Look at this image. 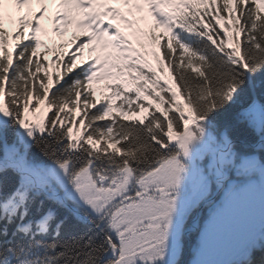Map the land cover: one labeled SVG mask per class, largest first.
I'll return each mask as SVG.
<instances>
[{"label": "snow or ice", "instance_id": "obj_1", "mask_svg": "<svg viewBox=\"0 0 264 264\" xmlns=\"http://www.w3.org/2000/svg\"><path fill=\"white\" fill-rule=\"evenodd\" d=\"M48 2L0 0V264H264V0Z\"/></svg>", "mask_w": 264, "mask_h": 264}, {"label": "rangeland", "instance_id": "obj_2", "mask_svg": "<svg viewBox=\"0 0 264 264\" xmlns=\"http://www.w3.org/2000/svg\"><path fill=\"white\" fill-rule=\"evenodd\" d=\"M32 6H35V4H33ZM47 7H48L49 10L51 9V7L54 8L53 5H52V3H51V0H49V2L47 4ZM37 8H39V5H37V7L35 9H37ZM77 31L78 30L76 28H74L73 26H71L70 29H69V31L66 33L65 39H67V40L72 39L73 38V33L75 34L76 37H80V36H83L84 35V33L81 30H80L81 31L80 33H78ZM54 37H58V36H56L55 33H54ZM58 38L61 39V37H58ZM67 45H70V43H67ZM85 51H87V49H85ZM87 54L89 55L88 52L85 53V55H87Z\"/></svg>", "mask_w": 264, "mask_h": 264}, {"label": "trees", "instance_id": "obj_3", "mask_svg": "<svg viewBox=\"0 0 264 264\" xmlns=\"http://www.w3.org/2000/svg\"><path fill=\"white\" fill-rule=\"evenodd\" d=\"M134 39V38H133ZM60 44L59 43H54L53 44V47H58ZM41 51H43V48L41 49ZM64 51L66 52V53H70L72 50L71 49H64ZM55 58V57H54ZM53 58V59H54ZM151 58V57H150ZM62 59H67V55H65L64 57H62ZM152 59V58H151ZM153 60V59H152ZM79 61V60H78ZM153 62L155 63V61L153 60ZM103 86V85H102ZM94 87H95V85H94ZM102 88V87H101ZM117 103H118V101H116Z\"/></svg>", "mask_w": 264, "mask_h": 264}]
</instances>
